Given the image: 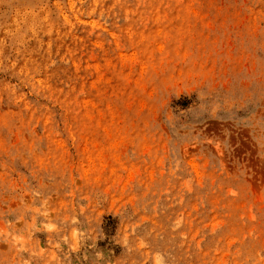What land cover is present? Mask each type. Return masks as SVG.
<instances>
[{"label": "rangeland", "instance_id": "rangeland-1", "mask_svg": "<svg viewBox=\"0 0 264 264\" xmlns=\"http://www.w3.org/2000/svg\"><path fill=\"white\" fill-rule=\"evenodd\" d=\"M0 264H264V0H0Z\"/></svg>", "mask_w": 264, "mask_h": 264}]
</instances>
